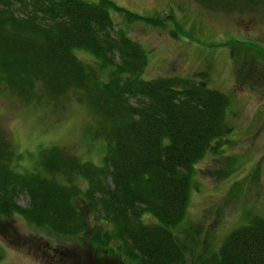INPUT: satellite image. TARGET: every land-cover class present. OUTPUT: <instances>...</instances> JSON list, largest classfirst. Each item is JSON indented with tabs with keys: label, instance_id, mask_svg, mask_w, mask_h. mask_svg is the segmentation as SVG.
<instances>
[{
	"label": "trees",
	"instance_id": "obj_1",
	"mask_svg": "<svg viewBox=\"0 0 264 264\" xmlns=\"http://www.w3.org/2000/svg\"><path fill=\"white\" fill-rule=\"evenodd\" d=\"M193 1L225 11L263 3ZM109 11L152 23L109 0H0V88L24 103H83L91 139L104 142L100 165L52 144L19 171L18 152L0 129V216L69 239L92 216L98 224L87 242L110 241L121 264H264V216H247L219 243L185 218L193 165L231 129L228 95L207 86L203 71L141 77L144 49ZM246 44L252 58L263 56ZM79 49L90 63L74 55Z\"/></svg>",
	"mask_w": 264,
	"mask_h": 264
},
{
	"label": "rangeland",
	"instance_id": "obj_2",
	"mask_svg": "<svg viewBox=\"0 0 264 264\" xmlns=\"http://www.w3.org/2000/svg\"><path fill=\"white\" fill-rule=\"evenodd\" d=\"M109 1L152 18V23L127 20L109 11L114 25L144 49L141 77H192L203 71L207 86L228 95L226 121L231 129L214 151L193 165L194 187L185 210L188 225L209 231L219 243L247 216H264V54L252 58L246 44L264 53V0L238 11L208 8L193 0ZM74 55L91 61L90 52L79 49ZM45 102L24 103L0 88V129L18 152L14 167L29 169L37 150L52 144L100 165L104 142L91 139L93 122L83 103ZM25 201L24 195L16 196V204ZM88 223L86 231L69 239L31 227L17 215L0 216V264H121L110 241L105 248L89 245L88 229L98 220L89 216Z\"/></svg>",
	"mask_w": 264,
	"mask_h": 264
}]
</instances>
